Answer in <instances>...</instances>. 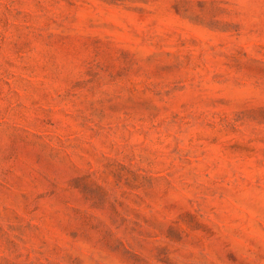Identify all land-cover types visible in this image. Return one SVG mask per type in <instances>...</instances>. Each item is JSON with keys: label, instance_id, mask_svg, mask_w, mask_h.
Returning <instances> with one entry per match:
<instances>
[{"label": "rangeland", "instance_id": "rangeland-1", "mask_svg": "<svg viewBox=\"0 0 264 264\" xmlns=\"http://www.w3.org/2000/svg\"><path fill=\"white\" fill-rule=\"evenodd\" d=\"M0 264H264V0H0Z\"/></svg>", "mask_w": 264, "mask_h": 264}]
</instances>
